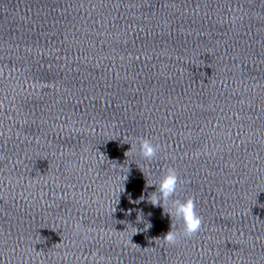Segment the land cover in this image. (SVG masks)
Masks as SVG:
<instances>
[{"label":"water","instance_id":"1","mask_svg":"<svg viewBox=\"0 0 264 264\" xmlns=\"http://www.w3.org/2000/svg\"><path fill=\"white\" fill-rule=\"evenodd\" d=\"M0 264H264V0H0Z\"/></svg>","mask_w":264,"mask_h":264},{"label":"clouds","instance_id":"2","mask_svg":"<svg viewBox=\"0 0 264 264\" xmlns=\"http://www.w3.org/2000/svg\"><path fill=\"white\" fill-rule=\"evenodd\" d=\"M159 147H160L159 145H154L149 139L146 138L142 139L139 144L140 155L144 159L151 161L156 156ZM131 149L128 152H125L124 155L126 158H127V154L131 151ZM129 172L130 169L128 167V172L125 177L124 183L128 178ZM179 183H180V179L177 175L176 170L174 168L169 167L166 169V171L163 172L162 176L158 180V183L147 184V187L155 186L156 189V191L153 192L150 196H147V201L153 207H161L162 209H164L163 214L170 217L171 220L173 219V217H175L178 218L179 221H182L183 224L182 233H177L176 231H173V225L170 224V230L165 235H163V237L155 238V241L160 240L163 241L164 244H168V245H175L178 242L180 235L189 238L194 236L201 230V226H202V218L196 212L195 201L193 198H187L185 200L176 199L172 201L171 208L167 206L169 198L173 197L176 194ZM124 191H125V187L123 184V190L120 192V194L123 193ZM144 200H145L144 195H141L137 200H132L129 194V203L139 204ZM127 214L130 215L131 210H129ZM148 215L151 216V213H148ZM142 218H143V213L141 211L137 215V221L142 220ZM125 224L127 225V227H133L128 222ZM151 227H152L151 223H147L144 229L146 231ZM134 228L136 229L134 234H136L138 231H141L136 227Z\"/></svg>","mask_w":264,"mask_h":264}]
</instances>
